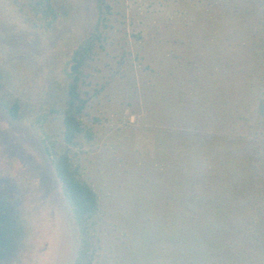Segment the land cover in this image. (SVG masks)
<instances>
[{
    "label": "rangeland",
    "instance_id": "374dc122",
    "mask_svg": "<svg viewBox=\"0 0 264 264\" xmlns=\"http://www.w3.org/2000/svg\"><path fill=\"white\" fill-rule=\"evenodd\" d=\"M29 1L0 0V264H264V0H57L42 22ZM62 155L97 196L81 224Z\"/></svg>",
    "mask_w": 264,
    "mask_h": 264
},
{
    "label": "trees",
    "instance_id": "16d2710c",
    "mask_svg": "<svg viewBox=\"0 0 264 264\" xmlns=\"http://www.w3.org/2000/svg\"><path fill=\"white\" fill-rule=\"evenodd\" d=\"M33 0H30L27 3V6L30 8L32 7V10L38 11L40 7H44L43 11V17L40 18V21L42 22L43 19L49 15H54L55 5L57 3V0H38L36 2H32ZM30 10V12H32ZM33 14V12H32ZM32 16H29L27 13V17L25 21H32ZM35 21V20H34ZM35 25V23H33ZM39 25V24H38ZM82 58V57H81ZM76 64L73 65V69L76 71L81 64V59L79 58L77 60L76 58ZM1 86V85H0ZM77 87L76 83L70 84L69 89V98L67 102V108L64 112V139L66 143L71 144L73 143L75 137L83 131L82 124L80 120L78 119L77 115L81 110V107L77 105L78 102V94H77ZM54 173L56 177L59 179L64 196L68 200L69 204L71 205L74 213V219L77 224H81V222L86 219L87 217L91 216L96 212L97 209V196L93 189L86 183L82 182L74 169H72L69 159L66 155L60 156V158L53 163ZM219 224L227 225L226 228L222 227L220 230L223 233L229 232V225L224 222V220L219 219ZM192 227H189L186 229L188 231L189 229H192ZM193 230V229H192ZM191 230V231H192ZM204 230V229H201ZM195 231V230H194ZM184 232L182 235L179 236H173L179 237L181 244L184 249L185 246L188 245L193 250L194 248L202 246L204 249H211L216 251L218 255H220L218 261H227L231 260L233 258H237L238 261H244L245 258L254 259V256L250 253L245 254L241 252H233L230 251L232 248L231 242L226 241L223 236L219 235L223 239H218L217 236H213L212 238H208L207 235L202 233V236H194L188 235ZM226 235V234H225ZM187 236V237H185ZM189 236V237H188ZM200 238H203L200 240ZM173 240V238H172ZM184 249H181L178 252V255L181 254ZM183 255V254H182ZM259 261H262L260 259ZM264 261V260H263Z\"/></svg>",
    "mask_w": 264,
    "mask_h": 264
},
{
    "label": "flooded vegetation",
    "instance_id": "af4514ba",
    "mask_svg": "<svg viewBox=\"0 0 264 264\" xmlns=\"http://www.w3.org/2000/svg\"><path fill=\"white\" fill-rule=\"evenodd\" d=\"M0 204H5V202H1L0 201ZM1 205H0V211H1V216H0V238H1V243H0V248L2 246H6V242L9 238H7L8 236V232H9V229L11 228L10 225H8V222H7V218H9V216H5L4 215V212H2L3 210H1ZM3 216H5V218H3V220L1 219ZM3 222V223H2ZM7 238V239H6ZM5 241V243H4Z\"/></svg>",
    "mask_w": 264,
    "mask_h": 264
}]
</instances>
